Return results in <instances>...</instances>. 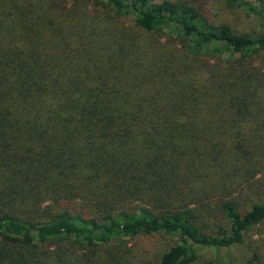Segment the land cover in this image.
<instances>
[{
	"label": "trees",
	"instance_id": "obj_1",
	"mask_svg": "<svg viewBox=\"0 0 264 264\" xmlns=\"http://www.w3.org/2000/svg\"><path fill=\"white\" fill-rule=\"evenodd\" d=\"M263 171L264 33L199 0H0V264H109L152 234L178 239L157 264H264V202L234 195ZM212 198L229 228L206 236Z\"/></svg>",
	"mask_w": 264,
	"mask_h": 264
},
{
	"label": "rangeland",
	"instance_id": "obj_2",
	"mask_svg": "<svg viewBox=\"0 0 264 264\" xmlns=\"http://www.w3.org/2000/svg\"><path fill=\"white\" fill-rule=\"evenodd\" d=\"M254 3L255 0H248ZM202 5L204 14L208 17L210 23L215 26L227 25L234 32L242 34H259L264 33V23H262L253 14L245 9L232 7L228 0H199ZM125 25H132V17H126ZM159 42L174 36L169 31L152 32L149 37ZM180 48L179 42L176 41ZM226 53L224 56H229ZM233 57H238V53L233 52ZM212 61V60H211ZM236 202L240 210H248L253 204L264 202V171L251 178L246 184L241 186L234 193ZM233 199V195H231ZM220 198L204 200L200 207L196 208L197 226L206 236H217L222 230L229 228V222L219 210ZM202 207V208H201ZM200 209V211H198ZM247 237L254 244L262 246L264 254V224L252 229ZM178 239L163 235H140L136 238H126L111 243L110 247H100L99 254L102 260L109 264H157L161 255ZM47 244H51L48 242ZM106 250V251H105ZM225 253V250L222 252ZM211 251L201 253L197 261L191 264H213ZM264 258V256H263ZM116 259V260H115Z\"/></svg>",
	"mask_w": 264,
	"mask_h": 264
}]
</instances>
